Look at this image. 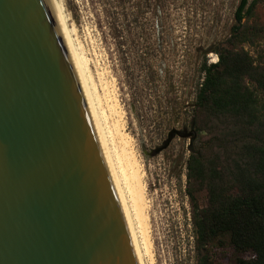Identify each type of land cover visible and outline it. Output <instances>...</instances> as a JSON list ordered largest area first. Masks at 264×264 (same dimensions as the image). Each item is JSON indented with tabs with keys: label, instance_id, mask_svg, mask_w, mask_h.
Here are the masks:
<instances>
[{
	"label": "water",
	"instance_id": "obj_1",
	"mask_svg": "<svg viewBox=\"0 0 264 264\" xmlns=\"http://www.w3.org/2000/svg\"><path fill=\"white\" fill-rule=\"evenodd\" d=\"M0 264H142L54 0H0Z\"/></svg>",
	"mask_w": 264,
	"mask_h": 264
},
{
	"label": "rangeland",
	"instance_id": "obj_2",
	"mask_svg": "<svg viewBox=\"0 0 264 264\" xmlns=\"http://www.w3.org/2000/svg\"><path fill=\"white\" fill-rule=\"evenodd\" d=\"M59 1L93 73L99 67L114 77L125 129L144 166L152 241V260L144 255L145 264H193L184 191L191 103L199 64L228 36L239 0ZM256 14L264 22L262 4ZM206 58L216 60L212 52ZM172 128L189 136H175L156 155L143 153L160 146ZM217 261L234 264L229 250Z\"/></svg>",
	"mask_w": 264,
	"mask_h": 264
},
{
	"label": "trees",
	"instance_id": "obj_3",
	"mask_svg": "<svg viewBox=\"0 0 264 264\" xmlns=\"http://www.w3.org/2000/svg\"><path fill=\"white\" fill-rule=\"evenodd\" d=\"M264 0H239L228 36L205 52L185 162L193 264H264ZM245 45L253 49V53ZM216 60L209 62L206 53Z\"/></svg>",
	"mask_w": 264,
	"mask_h": 264
},
{
	"label": "bare ground",
	"instance_id": "obj_4",
	"mask_svg": "<svg viewBox=\"0 0 264 264\" xmlns=\"http://www.w3.org/2000/svg\"><path fill=\"white\" fill-rule=\"evenodd\" d=\"M54 5L78 64L119 185L142 264H145L144 255L152 260L147 211L149 200L148 196L146 197L147 189L143 179L145 171L133 146L132 136L125 129L124 108L122 109L118 99L115 82L112 79L114 77L108 79L105 76L106 71L99 67L93 73L86 52L74 35L75 27L67 24L62 3L54 0ZM150 262L149 264H152Z\"/></svg>",
	"mask_w": 264,
	"mask_h": 264
},
{
	"label": "flooded vegetation",
	"instance_id": "obj_5",
	"mask_svg": "<svg viewBox=\"0 0 264 264\" xmlns=\"http://www.w3.org/2000/svg\"><path fill=\"white\" fill-rule=\"evenodd\" d=\"M191 136L193 137V132L191 133Z\"/></svg>",
	"mask_w": 264,
	"mask_h": 264
}]
</instances>
